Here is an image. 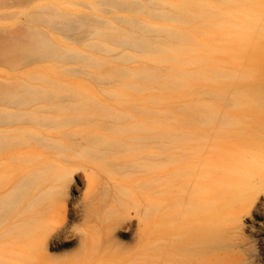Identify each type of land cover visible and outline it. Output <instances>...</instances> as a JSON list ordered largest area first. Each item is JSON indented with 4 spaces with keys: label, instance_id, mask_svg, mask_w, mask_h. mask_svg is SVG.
<instances>
[{
    "label": "rangeland",
    "instance_id": "1",
    "mask_svg": "<svg viewBox=\"0 0 264 264\" xmlns=\"http://www.w3.org/2000/svg\"><path fill=\"white\" fill-rule=\"evenodd\" d=\"M54 2L83 24L93 8L98 29L91 35L78 22L81 27L75 31H50L52 47L64 57L11 68L4 58L11 44L0 40V84L29 83L36 91L46 80L56 86L53 96L41 95L9 108L15 118L0 131L1 141L15 143L12 158L3 165L21 167L13 177L14 186L27 187L16 211L0 223V246L10 251L2 253L6 264H74L85 257H122L137 251L143 215L154 209L159 198L153 155L158 141L171 130L190 129L191 110L199 107L201 120L207 102L200 76L198 93L193 94L191 37L185 42L168 37L170 32L187 35L181 24L189 10L184 0H50ZM206 2L208 20L218 24L221 0H197L190 8ZM9 3L0 6V32H9L16 41L27 40L31 7H9ZM114 31L130 37L135 45L125 43ZM163 42L173 49L161 50ZM74 84L81 86L77 97L69 95ZM255 89L258 95L248 105L254 108L257 102L256 107L264 109V86ZM22 91L17 89L19 95ZM148 97L156 103L145 102ZM154 114L157 122L152 120ZM241 215L246 245L236 247L222 240L227 255L220 264H264V210ZM22 219L32 223L41 219L37 240L6 247L4 242L12 240ZM217 223L206 228L208 238L220 233L223 220ZM65 229L78 238L62 247L51 237ZM112 234L120 244L107 247L104 241Z\"/></svg>",
    "mask_w": 264,
    "mask_h": 264
},
{
    "label": "bare ground",
    "instance_id": "2",
    "mask_svg": "<svg viewBox=\"0 0 264 264\" xmlns=\"http://www.w3.org/2000/svg\"><path fill=\"white\" fill-rule=\"evenodd\" d=\"M8 1V6L31 7L25 32L27 40L16 41L9 32H0V40L11 44L7 47L10 51L4 53L10 68L19 63L32 65L42 59L64 57L52 47L50 31H75L79 25H85L93 35L98 29L93 8L90 20L83 24L71 19L64 6L50 0H0V6L7 7ZM184 1L189 4V10L184 11L187 19L181 24L187 35L170 32L168 37L181 42L191 37L195 65L193 94L198 93L199 76L208 94L201 110L203 117L199 119L200 108L194 107L190 129L171 130L167 138L158 141L153 155L159 198L154 209L143 215L141 229L137 231L141 247L122 257H85L73 261L74 264H220L227 255L222 240L232 241L236 247L246 245L241 214L264 210V109L256 107L257 102H253L254 108L248 105L258 95L255 88L264 86V0H221L223 9L216 14L218 24L208 20L210 3L191 9L197 0ZM111 5L120 6L114 2ZM158 18L162 19L163 15L159 13ZM128 24L133 26L131 22ZM114 33L125 43L135 45L130 37ZM163 43L161 50L173 49L171 44ZM44 83L40 91L29 83L0 84V131L15 118L16 113L11 114L9 108L41 95L55 94V84L47 80ZM20 87L21 95L17 93ZM80 88L74 84L69 95L79 96ZM145 102L156 103L150 97ZM152 120L157 122L155 114ZM13 145L0 140V223L16 211L17 204L27 194V187L14 186L13 177L22 168L3 165L4 160L12 158ZM201 146L203 151L199 150ZM221 219L220 233L208 238L206 228L217 222L219 226ZM40 221L22 219L12 240L4 242L6 247L13 249L15 242L24 239L37 240L42 227ZM68 233L67 229L57 231L51 239L64 247L78 238ZM104 243L107 247L120 244L115 234L106 237ZM2 253L10 254V251L2 248L1 243L0 264H6Z\"/></svg>",
    "mask_w": 264,
    "mask_h": 264
}]
</instances>
